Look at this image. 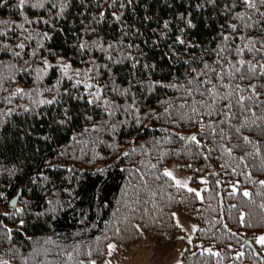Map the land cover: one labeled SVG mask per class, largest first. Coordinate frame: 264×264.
<instances>
[{"label": "trees", "instance_id": "trees-1", "mask_svg": "<svg viewBox=\"0 0 264 264\" xmlns=\"http://www.w3.org/2000/svg\"><path fill=\"white\" fill-rule=\"evenodd\" d=\"M19 5L0 0V264L111 242L161 264L176 208L196 222L179 264H264V0Z\"/></svg>", "mask_w": 264, "mask_h": 264}, {"label": "rangeland", "instance_id": "rangeland-1", "mask_svg": "<svg viewBox=\"0 0 264 264\" xmlns=\"http://www.w3.org/2000/svg\"><path fill=\"white\" fill-rule=\"evenodd\" d=\"M164 171L171 172V177L174 179L176 184L193 189L200 194L203 183L199 186H194L190 181L189 173L179 167L178 161L171 160L165 165ZM200 179L203 181L204 176H201ZM174 217L177 225L179 226V239H177L174 248L166 255L161 264H179L181 261V254L186 247V241H191L192 236L195 234L196 222L194 220L186 216L177 208L174 210ZM261 237H264L263 231L257 234L256 240L260 242ZM110 245L114 246L112 242L109 246ZM109 246L108 252L100 261V264H149L148 259L151 254V250L146 247H132L127 254H120L113 253L114 248L110 249ZM2 260L3 258L0 255V263Z\"/></svg>", "mask_w": 264, "mask_h": 264}, {"label": "snow or ice", "instance_id": "snow-or-ice-1", "mask_svg": "<svg viewBox=\"0 0 264 264\" xmlns=\"http://www.w3.org/2000/svg\"><path fill=\"white\" fill-rule=\"evenodd\" d=\"M245 2L247 3V2H249V0H245ZM24 3H25V0H20V5H19V6H23ZM181 43H183V41H181ZM19 47L23 48L24 45H23V44H20ZM17 55H18V54H17ZM89 87H91V85H89ZM50 102H51V101H49V103H50ZM192 139H195V137H192ZM165 175L171 176L172 174H171V172H165ZM177 183H179V182H177ZM262 183H264V182H262ZM189 190L191 191V189H189ZM244 195L247 196V195H249V193L245 192ZM260 242H261V243H264V237H261V238H260ZM109 247H110V249H111V248H114V246H112V245H110Z\"/></svg>", "mask_w": 264, "mask_h": 264}, {"label": "water", "instance_id": "water-1", "mask_svg": "<svg viewBox=\"0 0 264 264\" xmlns=\"http://www.w3.org/2000/svg\"><path fill=\"white\" fill-rule=\"evenodd\" d=\"M18 196H19V194L15 195V196L11 199L10 204L15 205ZM246 243L250 244V246H251L252 248L254 247L253 244L250 242V240H247Z\"/></svg>", "mask_w": 264, "mask_h": 264}, {"label": "crops", "instance_id": "crops-1", "mask_svg": "<svg viewBox=\"0 0 264 264\" xmlns=\"http://www.w3.org/2000/svg\"><path fill=\"white\" fill-rule=\"evenodd\" d=\"M94 264H100V261L99 262H96V263H94ZM125 264V263H124Z\"/></svg>", "mask_w": 264, "mask_h": 264}]
</instances>
